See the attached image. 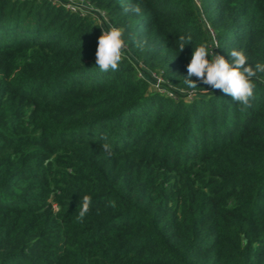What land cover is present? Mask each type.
Masks as SVG:
<instances>
[{"label":"trees","instance_id":"obj_1","mask_svg":"<svg viewBox=\"0 0 264 264\" xmlns=\"http://www.w3.org/2000/svg\"><path fill=\"white\" fill-rule=\"evenodd\" d=\"M82 1L116 71L98 19L0 0V264H264V73L248 107L184 83L201 43L264 64V0Z\"/></svg>","mask_w":264,"mask_h":264},{"label":"clouds","instance_id":"obj_2","mask_svg":"<svg viewBox=\"0 0 264 264\" xmlns=\"http://www.w3.org/2000/svg\"><path fill=\"white\" fill-rule=\"evenodd\" d=\"M125 11L140 14V7L133 6ZM191 35L179 37V48L184 51L186 44H191ZM141 45L138 43L137 45ZM127 48L124 39V29L109 26L107 30L102 29V34L97 41L96 65L102 72L116 71L122 60V50ZM229 59L209 49L207 43H201L192 52L191 60L186 66L187 76L184 83L189 88H196L197 81L211 91L220 90L224 95L230 96L235 102L248 107L254 98L257 73H264V64L257 62L254 67L247 64L248 57L241 51L232 50L228 54ZM192 77L196 78L193 81ZM107 140V137H104ZM102 149L109 156L112 155V147L104 143ZM92 197L85 195L79 208L76 219L83 222L85 216L90 212ZM115 206L114 202H111Z\"/></svg>","mask_w":264,"mask_h":264},{"label":"built area","instance_id":"obj_3","mask_svg":"<svg viewBox=\"0 0 264 264\" xmlns=\"http://www.w3.org/2000/svg\"><path fill=\"white\" fill-rule=\"evenodd\" d=\"M14 1L24 2V1H29V0H14ZM48 1H51L54 4L59 1L63 4L66 10L72 13H78L81 16L91 15L92 17L99 20V23L102 26V29L107 30V28H105L103 24L106 22L104 14L101 13L99 16L90 14V11L92 8L89 5L84 4L82 0H48Z\"/></svg>","mask_w":264,"mask_h":264},{"label":"rangeland","instance_id":"obj_4","mask_svg":"<svg viewBox=\"0 0 264 264\" xmlns=\"http://www.w3.org/2000/svg\"><path fill=\"white\" fill-rule=\"evenodd\" d=\"M94 20H96V18L93 17ZM101 31H102V26H101Z\"/></svg>","mask_w":264,"mask_h":264}]
</instances>
